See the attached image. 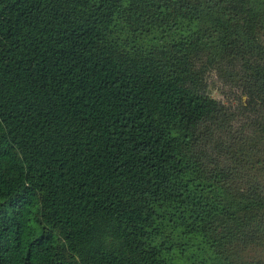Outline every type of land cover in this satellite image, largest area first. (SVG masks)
Returning <instances> with one entry per match:
<instances>
[{"label": "trees", "instance_id": "16d2710c", "mask_svg": "<svg viewBox=\"0 0 264 264\" xmlns=\"http://www.w3.org/2000/svg\"><path fill=\"white\" fill-rule=\"evenodd\" d=\"M262 39L264 0H0V264H264Z\"/></svg>", "mask_w": 264, "mask_h": 264}, {"label": "rangeland", "instance_id": "374dc122", "mask_svg": "<svg viewBox=\"0 0 264 264\" xmlns=\"http://www.w3.org/2000/svg\"><path fill=\"white\" fill-rule=\"evenodd\" d=\"M262 42L264 44V39H262ZM262 51L260 52L261 59L264 58V52ZM202 77L209 95L222 103L235 116L233 120V129L237 134L240 132L249 133L253 128L252 124L254 120L250 119L247 115L242 117V114L238 112L241 101H245V98L240 94L238 85L233 83L231 78L222 73L221 69L218 70L210 66L203 67ZM254 150L256 151V157L264 159V145L262 141H260L258 147H254ZM256 166L264 168V164H257ZM261 253L264 256V250H262ZM245 256L247 255H244V258Z\"/></svg>", "mask_w": 264, "mask_h": 264}]
</instances>
